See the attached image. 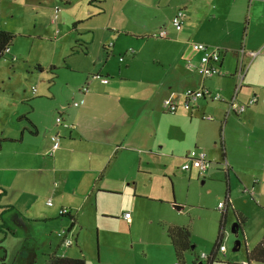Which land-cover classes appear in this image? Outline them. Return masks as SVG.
<instances>
[{"label":"crops","instance_id":"crops-1","mask_svg":"<svg viewBox=\"0 0 264 264\" xmlns=\"http://www.w3.org/2000/svg\"><path fill=\"white\" fill-rule=\"evenodd\" d=\"M129 1L157 12L168 8H160L158 0H154V5L143 0H126L121 8ZM210 1L182 0L176 4L174 10H184L186 15L181 30L171 22L158 24V16L154 18V30L165 27L167 33L164 40L160 39L165 41L164 47H155L154 42V72L149 64V68L135 66L137 59L132 58L141 49L138 45V52L134 51L130 58L124 57L132 50L127 47L135 42L131 39L137 34L128 27L130 20L118 21L119 28L110 26V20L105 27H77L82 18L75 14L76 8L61 10L63 16L71 14L68 15L71 32L79 35L66 40L70 46L77 40L74 53L46 63L33 61L11 48L10 55L22 62L8 66L9 69L6 67L9 61L0 62V97L6 103H2V108L9 113L11 108H19L13 114L16 126L11 127L6 121L0 125V139L13 140L3 143L0 150V258L6 261L8 256H20V264H45L48 255L57 254L82 257L90 264L82 253L86 251L84 238L83 245L77 236L73 239L74 246L65 248L57 233L66 230L68 236L77 226L83 230L87 220L96 217L132 231L139 221L133 210L137 202L166 199L154 188L153 181L158 183L159 177L164 180L162 176H172L175 186L173 175L181 172L187 175L190 185L200 179L206 184L222 174L227 179L230 177L224 199L230 205L225 212L226 220L231 209L240 215L236 210L240 204L247 206L244 201L247 197L256 206L264 204V0H221L215 7ZM93 13L105 16L108 10L95 8L89 17ZM83 34H91V40L81 37ZM137 38V42L143 41ZM191 43L219 48L220 74L203 79L186 67L188 62H199V54ZM162 48L168 49L169 55L155 50ZM241 50L255 57L246 55L243 59L248 70L235 97L236 103L245 104L252 99L256 102L242 115L227 117ZM169 57L176 66L167 64L168 69L160 72L157 66L166 64ZM29 65L39 67L36 78L43 77L45 81L36 85L48 94L37 96L26 90L25 98L21 97L24 104L9 102L4 94L10 87L8 83L24 85L22 77L30 78L24 72ZM103 80L108 83L104 84ZM58 81L63 83L60 96L56 89ZM203 88L219 93L221 100L202 98L193 103L191 110H186L183 93ZM17 91L12 90V97L20 98ZM167 99L177 106L175 114L165 112ZM50 101L55 103L56 112L45 108ZM58 115L74 128L57 124ZM207 115L214 120H204ZM224 126L227 131L222 139ZM56 134L61 139L60 149L52 157L48 153L51 137ZM192 150L204 151L211 163L203 176L194 168L182 170ZM236 178L243 187L241 198L230 193L229 187L233 188ZM166 182L159 183L161 189L168 188ZM49 199L53 202L51 207L47 205ZM65 208L71 212L74 227L72 220L61 214ZM129 211L130 222L123 217ZM246 215H240L244 219L241 233ZM66 220L69 228L65 229ZM263 238L264 232L258 231L252 244L245 239L249 245L247 251ZM21 247H24V261L18 253ZM128 248L124 234H114L105 241L109 256L118 260Z\"/></svg>","mask_w":264,"mask_h":264},{"label":"rangeland","instance_id":"rangeland-1","mask_svg":"<svg viewBox=\"0 0 264 264\" xmlns=\"http://www.w3.org/2000/svg\"><path fill=\"white\" fill-rule=\"evenodd\" d=\"M143 1L154 5V0ZM181 1L158 0V3L162 5L160 8H168L160 9L157 12L151 7L144 9L139 4L134 3V1L127 2L128 4L122 9L121 7L126 3V0H104V2H101V0H69L68 2H60L59 0H0V30L15 34V40L11 48L17 50L22 56H27L33 61L44 60L49 63L50 59L58 61L63 58L64 54L74 53L73 46L76 45L77 40L74 39L71 46L68 45L66 40L69 39V36H73V38L79 36L75 31L71 32L72 26L68 21V15L71 14L69 13H65V16H63V13L60 12L58 19L54 23L55 26L51 23L55 18L54 11L57 7H60L63 11L68 7L76 8L75 14L82 18V22L78 23L77 27H105L108 25L107 21L110 20L112 22L110 26L119 28L121 25L118 24V21L126 18L130 20V26L128 27L134 33H137L133 39L129 38L135 42L129 44L127 48L138 52L137 45L138 48L141 47L139 53H136V56L132 58L137 59L135 66L138 69L148 67L149 64L154 72V42H156L155 47L157 45L164 47L162 43L165 42L152 37L155 33L165 29V27L159 26L161 30L158 31L159 28L154 30V18L158 16L156 21L158 24L163 21L171 22L173 15L177 11L174 10L176 4L181 3ZM203 1L208 2V0ZM219 1L221 0H211L210 2H214L212 6L215 7ZM103 7L108 10L107 15L102 16L93 13L89 17V13L92 14L95 8ZM113 7L116 9L112 12ZM133 20L139 21L142 25L135 23ZM64 23L66 25L62 26ZM57 30H60L59 34H57ZM28 36L33 38H28ZM138 36L143 41L137 42ZM81 37L89 38L90 40L92 38L91 34H83ZM155 50L169 55L167 53L168 49ZM124 57L130 58L132 54L129 52ZM18 62H22V59L19 58ZM167 64L176 66L172 57H169V61L166 64L158 65L157 68L162 72V69H168ZM11 65L13 64L10 63L6 67L9 69ZM36 67L37 65H29L24 68V72L30 77L21 76L24 80V85H15L13 81L8 83L10 87H7L4 94L9 102H16L19 105L24 104L21 102V97L24 96L23 98H25L26 90L37 96L38 94L40 96L48 94V92L41 91L36 85L40 81H45L43 77H40L39 80L36 78L39 76L37 75L39 70ZM48 71L50 72L51 69H48ZM14 79L18 78L14 77ZM13 89H18L16 94L21 95L20 98L12 97ZM56 89L57 95L60 96L63 92L62 81H58ZM33 90L35 92H32ZM3 102L0 97V125L6 121L9 126H16L13 121V114L19 108H11L9 113V111L2 108ZM45 108L48 110L53 109L56 112L55 103L52 101L47 102ZM226 131L227 128L224 126L222 139L226 136ZM173 176H176L175 186L172 176H162L164 180L159 177L157 179L158 183L155 180L152 184L154 188L159 189V192L165 196V201L162 199L154 202L140 201L134 206L133 210L136 213V219L139 221L136 222L132 231L125 229L119 224H113L111 221L96 217L95 219H88L83 230H80L77 226L75 231H72L68 237H72L75 240L79 236V243H82L84 238L86 251L84 250L82 253L90 264H207V260H199L198 258L203 254L210 257L218 242L222 219L218 204L224 202L227 192L226 181L228 179L222 174V176H217L214 181H209L206 184H202L203 180L200 179L199 182L193 181L190 185L185 173L181 172ZM163 181H167V189H161L159 183L162 184ZM235 181L239 187H236ZM232 184L233 188L229 187L230 193L233 192V196L240 198L244 196L243 187L239 185L237 178L233 180ZM244 201L248 203L247 206L240 204L239 209L236 210L240 215H243V213L247 214L244 216L246 224L243 226V232L238 231L237 234L232 232V228L238 223V219L234 211L232 209L229 210L228 218L225 220L222 229V245L227 249L226 255L219 252L214 264H246L248 261L246 258L247 247L249 246L247 243L252 242L258 231L264 232V204L256 206L255 202L248 197ZM250 203H253L254 206L250 205ZM176 206L181 209L178 210ZM66 226L68 227H65V229L69 228L67 220ZM170 226H187L191 232V248L184 253L181 260L176 258L166 234V228ZM114 234H124L129 247L119 260L115 256H109L110 254L105 249V241ZM237 243H240L239 250L234 251ZM18 253L22 254V260L24 261V247H21ZM20 259V256L18 258L8 256L6 261L4 259L3 261L0 260V264H20Z\"/></svg>","mask_w":264,"mask_h":264},{"label":"built area","instance_id":"built-area-1","mask_svg":"<svg viewBox=\"0 0 264 264\" xmlns=\"http://www.w3.org/2000/svg\"><path fill=\"white\" fill-rule=\"evenodd\" d=\"M60 12L59 8L55 9V18L56 20L58 14ZM186 15L184 10H178L174 17L172 18L171 24L173 27H175L177 30H181L184 25V19ZM53 20V21H54ZM52 21V22H53ZM152 37L154 38H160L164 39L167 37V33L162 30L159 31L158 33H155ZM193 50L200 55V62L199 65H195L192 62H188L186 67L188 69H193L198 73L203 79H207L210 77H213L215 75L220 74V69L218 68V64L221 61V52L219 48L217 47H209L205 44L201 43H191L190 44ZM131 54L134 53L133 50L129 51ZM248 55L249 57H255V54H246L244 53V50H241L238 54L239 56V63L236 68V74H235V79H236V87L234 89V96L233 99L227 103V110H226V116H240L242 115L249 107L253 106L256 102V99H252L248 103L245 104H237L236 103V95L239 93L241 87L243 86L244 82V76L248 70V67L244 65L243 59L244 57ZM123 60V57L121 58V61ZM103 83L106 84L108 83V80H103ZM87 91V89H84ZM35 92V90H33ZM183 98L185 99V109L186 110H191L193 103L196 101L202 99V98H211L214 101H220L221 96L219 93H212L210 90L203 88L199 90H187L183 93ZM164 109L165 112L168 114H175L177 111V106L174 105L173 101L171 99H167L164 101ZM205 119L207 121H213L214 118L211 116H206ZM56 123L62 125L64 128L70 129L72 126L68 123H65L62 117L57 116L56 118ZM53 146L50 151V155H53L54 152H56L57 149H59V139L57 137L52 138ZM211 166V163L207 159V155L204 151H198V150H192L188 153L187 155V161L184 163L182 166V170L184 171H189L192 168L196 169L200 176L205 175L209 168ZM227 168L228 165H225ZM227 202H221L218 205V208L220 211H224L227 209ZM48 206H52L53 202L52 199H49L47 201ZM70 210L69 209H62L61 214L62 215H67L69 214ZM124 218L127 221H130L131 215L130 213H125ZM58 238L61 240V244L65 248H70L74 245V242L71 238L67 236V232L65 230L57 233ZM220 252H225V246L221 245L219 248ZM203 258L207 259L206 255H202Z\"/></svg>","mask_w":264,"mask_h":264},{"label":"trees","instance_id":"trees-1","mask_svg":"<svg viewBox=\"0 0 264 264\" xmlns=\"http://www.w3.org/2000/svg\"><path fill=\"white\" fill-rule=\"evenodd\" d=\"M59 1L60 2H68L69 0H59ZM57 8H59L60 9V12H61V8L60 7H57ZM60 12H59V14H60ZM59 14H58L56 20L58 19ZM56 20H54L51 23L54 25V23H55ZM57 34H59V30H57ZM14 40H15V34L13 32L5 31V30H0V62L2 60H7L11 64H13V65L16 62H18V58L17 57H14V56H11L10 55V50H11V47L13 45ZM199 62H200V55H199ZM199 62H198V64H195V65H199ZM220 64H221V61L218 64V68L219 69H220ZM13 65H11L10 67H13ZM37 68H39V67H37ZM245 76H246V74H245ZM245 76H244V79H245ZM58 116H60V115H58ZM205 117L206 116L203 117L204 120H206ZM27 122L29 123V120L28 119H27ZM71 126L72 127L70 129H73L74 128V125H71ZM29 128L31 129V127H29ZM53 137H57L59 139V143L61 141V139H60V137H59L58 134L53 135L51 137V147H50V151H51V148L53 146V142H52V138ZM222 137H223V134H222ZM7 142H13V140L8 139L6 137L0 139V150H1V145L3 143H7ZM59 149H60V147H59ZM59 149H57V150H59ZM50 151H49L48 155L53 157L54 154H55V152L53 153V155H50ZM186 161H187V156H186ZM228 205H229V200H228V203H227V209L230 206V205L229 206ZM226 210L221 211V213H222V219H221V223H220L221 233L219 234L218 242L216 243V246H215V249L213 250L212 255L210 257L207 256V259L203 258L202 255L198 258L199 260H207V264H214L215 260L217 259L218 253L220 252L219 251V248L222 245V240H223L222 229L224 227L225 220H226V216H225ZM126 213H130V212H126ZM124 215H123V217H124ZM130 215H131V213H130ZM235 215H236V217L238 219V223L234 226V229H235L236 234H237L238 231H239V229L241 228V226L244 223V219L242 218V216H240V215H238L236 213H235ZM66 216L69 219L72 220L71 221V227H74V225L72 224L73 218L70 217L71 216V212H69V214H67ZM130 220H131V218H130ZM68 232H70V231H68ZM166 234H167V237H168V239L170 241V244L172 246V249H173V251H174V253L176 255V258L178 260H181L183 258L184 253L186 251H188L191 248V245H192L191 244V232H190L189 227H187V226H170V227H167L166 228ZM74 244H75V242H74ZM1 248L2 247L0 246V249ZM235 248H238V245H236ZM220 253H223V252H220ZM223 254L226 255V253H223ZM246 258L248 260L246 262V264H264V238L261 241V243L258 244L254 249H252L251 251L247 252ZM0 260L3 261V259H1V258H0ZM45 264H87V262L82 257L71 258V257H68V256H62V255L52 254V255H48L47 261H46ZM200 264H202V263H200Z\"/></svg>","mask_w":264,"mask_h":264},{"label":"water","instance_id":"water-1","mask_svg":"<svg viewBox=\"0 0 264 264\" xmlns=\"http://www.w3.org/2000/svg\"><path fill=\"white\" fill-rule=\"evenodd\" d=\"M228 182H230V177H228ZM202 184H204V182H202ZM179 210V207H176ZM232 232L236 234V231L234 229V227L232 228ZM236 245H238V248H234V251H238L239 250V245L240 243H237Z\"/></svg>","mask_w":264,"mask_h":264},{"label":"clouds","instance_id":"clouds-1","mask_svg":"<svg viewBox=\"0 0 264 264\" xmlns=\"http://www.w3.org/2000/svg\"><path fill=\"white\" fill-rule=\"evenodd\" d=\"M157 39H160V38H157ZM165 39V38H164ZM233 116H235V115H233ZM184 165V164H183ZM182 165V166H183ZM229 167V166H228ZM228 167L226 168V169H228ZM184 171V170H183ZM190 171V170H189ZM219 209V208H218ZM66 231V230H65ZM67 232V231H66ZM72 239V238H71ZM73 240V239H72ZM73 242H74V240H73ZM74 246V245H73Z\"/></svg>","mask_w":264,"mask_h":264},{"label":"bare ground","instance_id":"bare-ground-1","mask_svg":"<svg viewBox=\"0 0 264 264\" xmlns=\"http://www.w3.org/2000/svg\"><path fill=\"white\" fill-rule=\"evenodd\" d=\"M220 244V243H219Z\"/></svg>","mask_w":264,"mask_h":264}]
</instances>
